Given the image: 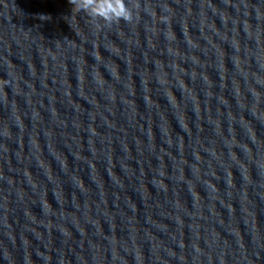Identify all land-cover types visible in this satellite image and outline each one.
Segmentation results:
<instances>
[{
	"label": "clouds",
	"instance_id": "1",
	"mask_svg": "<svg viewBox=\"0 0 264 264\" xmlns=\"http://www.w3.org/2000/svg\"><path fill=\"white\" fill-rule=\"evenodd\" d=\"M72 5V12H83L90 19L103 22L105 26L119 24L120 22L132 23L134 8L130 0H68ZM138 7V3H137Z\"/></svg>",
	"mask_w": 264,
	"mask_h": 264
}]
</instances>
